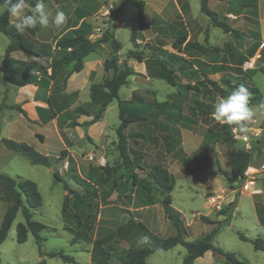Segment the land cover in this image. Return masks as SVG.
<instances>
[{"label": "rangeland", "instance_id": "1", "mask_svg": "<svg viewBox=\"0 0 264 264\" xmlns=\"http://www.w3.org/2000/svg\"><path fill=\"white\" fill-rule=\"evenodd\" d=\"M44 2L53 13L64 11L68 19L59 29L50 24L23 32L34 46L47 43L52 47L50 54L37 59L38 62L50 68L52 59L60 52L56 47L57 41L72 35L73 30L84 26L89 32V39L97 41L111 29L122 45L119 52L121 61L127 60L133 70L129 85L120 89L119 99L127 101V107L149 118L162 104L170 110L167 115H159L145 124H131L125 130L128 153L136 165L134 173L151 186L152 191L149 192L140 185H131V172L121 155L116 133L120 126L119 101L114 100L100 121L90 125L105 98L103 90L93 94L91 87L112 76V72L107 73L103 68L104 61L112 54L109 43L85 58L84 70L73 75L68 87L71 93L68 103L63 102V83L72 65L60 67L57 79L48 89L10 86L5 101L7 105L34 100L40 101L47 109L49 105L51 108L43 117L46 123L27 120L8 106L1 109V137L25 142L48 156L52 160L53 171L45 166L32 165L25 156L3 145L0 147V173L11 178L20 176L37 184L43 205L34 212L33 219L48 227L41 233L45 238L42 245L36 243L32 234L20 244L16 229L24 220L19 213L7 239L0 245V264H39L42 260L46 264H66L59 258H41L40 249L45 254L63 250L77 264H89L88 251L92 244L72 245L73 236L64 228L65 225L75 227L70 218L74 214L73 198L69 196L67 200L68 217L64 219L62 206L68 192L64 183L55 182V170L73 190L85 192L80 183L86 182L97 191V196L92 199L97 209L93 237L105 239L113 247L112 264H120V255L129 248L119 245L118 240L125 234L123 230L137 233L138 238L130 245L132 248L142 245L138 223H143L156 234L161 232L160 236L165 238L175 235L176 230L162 206L166 193L148 176L153 165L167 170L173 179L174 188L170 193L172 205L181 213L188 241L205 239L217 223L222 222L214 240L215 248L234 253L245 264H264V252L256 251L250 242L258 237L264 239V182L257 180L261 191L253 192L246 186V179L256 175L254 170L249 168L246 179L234 184L223 175L224 172L230 173L229 150L247 148L243 141L234 137L235 126L228 125L227 129L232 141L223 142V124L215 121L211 114L222 97L217 91H209L206 85L199 83L211 79L229 93L244 85L250 98L260 96L264 100V0H208L209 7L218 13L221 20L245 33V37L239 40L212 26L201 11V0H145V28L140 27L138 9L124 0ZM30 11L31 8L25 9L26 13ZM11 20L14 25L18 22L14 17ZM180 36L187 39L178 50L174 43ZM8 44V38L0 33V66ZM130 50L142 53L143 62L126 58ZM13 56L27 60L19 52ZM159 61L173 70L178 86H171L159 78ZM223 79H229L233 87L224 86ZM193 86L199 90L188 88ZM4 93L5 85L0 73V104ZM196 101L210 113H195L192 108ZM252 106L256 115L247 122L248 131H237L252 138L253 133H260L257 139H261L264 134V119L261 120L264 108ZM79 107L90 116L78 113L76 110ZM214 134L220 137L219 141L209 139ZM132 151L138 152L141 160L135 159ZM63 152L65 157H62ZM102 157L105 159L103 164L100 163ZM254 164L264 165V157L261 155ZM104 167L111 170L109 177L104 174ZM100 177L105 178L107 184L104 185ZM234 187L236 191L231 194ZM213 197H219L214 205L211 204ZM231 204L234 205L230 211L231 218L226 223L222 211ZM5 207L6 203L0 201V218L4 216ZM201 217L214 224L203 222ZM240 234L249 241H242ZM186 253L184 247L176 246L152 254L148 262L183 264ZM224 262V257L209 251L195 264Z\"/></svg>", "mask_w": 264, "mask_h": 264}, {"label": "trees", "instance_id": "2", "mask_svg": "<svg viewBox=\"0 0 264 264\" xmlns=\"http://www.w3.org/2000/svg\"><path fill=\"white\" fill-rule=\"evenodd\" d=\"M124 1L132 4L138 9L140 27L145 28V0ZM2 3L3 0H0V4ZM27 3L32 6L35 5L33 0H27ZM184 6H186V3H184ZM201 11L208 17L213 27L220 28L225 34H230L236 40L245 37V33L234 29L226 21L221 20L218 13L209 7L208 0H201ZM11 18L12 17L6 12L0 14V33L6 36L9 40V44L2 59V67L0 68V71L3 74V83L6 89L10 86L22 88L28 85L48 89L57 79L58 69L60 67H68L72 65V68L66 75L63 83V102L68 103L70 98V94L67 93L68 79L74 74L80 73L84 69V59L90 54L95 53L105 43H109L111 45V58L104 61L103 68L107 73L112 72V76L110 78H106L102 84H93L91 87L93 94L103 90L105 92V98L101 102L100 109L94 114L92 120L90 121V125H94L100 121L102 114L114 100L117 99L119 101L118 107L120 126L116 130V133L119 137V146L122 158L131 172V185H140L147 191L151 192V186L140 180L138 175L134 173L136 165L132 162L131 156L128 153L129 149L126 141L125 130L131 124H145L157 119L159 115H167L170 108H166V105L162 104V107L149 118L127 107V101L119 99L120 89L129 85L130 77L133 75V70L129 66L127 60L121 61L119 52L122 49V45L115 38L113 31L108 29L100 39L97 41H91L89 39V32L84 26L73 30L72 35L64 36L57 41L56 47L60 50V52L52 59V66L48 68L38 62L37 59L45 58L49 55L52 47L47 43L40 44L38 47L34 46L27 40L23 33H18L16 31ZM186 39V36L178 37L174 43L175 48L181 50V45L186 41ZM16 52L22 53L27 60L15 58L13 54ZM126 58L143 62L142 53L135 50L128 51ZM158 64L160 67L158 72L159 78L166 81L171 86H178L179 83L173 70L170 69L164 62L159 61ZM49 69L51 70L50 74ZM222 82L227 88L233 87L229 79H223ZM199 83L203 86L206 85L209 88V91H217L221 97H226L229 94L226 89L220 87L216 81L211 79H204V81H200ZM188 88L191 90H199L196 86ZM6 99L7 94H5V97L0 105V109L7 107L5 103ZM250 103L252 105H261L264 104V100L260 96L252 97L250 98ZM8 108L18 111L27 120H29L27 112L21 107V105H11ZM50 108L51 107L49 105V109L44 110L48 111ZM192 110L195 113L198 111L201 114H208L209 112L206 111L198 101L195 102V106H193ZM76 111L81 115L90 116L81 107L77 108ZM72 125L78 126L77 123H72ZM221 128L225 130L223 133V142L232 141V136L228 131L229 126L227 124H223ZM39 138L41 140L43 139L42 136H39ZM209 139L212 141H219L220 137L214 134L211 135ZM1 145H4L6 148L15 153L27 157L33 165H41L47 168L53 167L52 160L48 156L41 154L25 142L2 138L0 134V146ZM263 147L264 138L262 137L261 139L252 140L251 150H229L228 157L230 173H223L227 181L231 184L244 181L246 179L247 170L253 165L254 161L263 154ZM132 155L135 159L141 160V156L138 152L132 151ZM62 157H65V152L62 153ZM103 171L107 177L111 175V170L108 167H104ZM53 175L55 182L64 183L65 191L68 192L62 206V216L64 219H67L68 217L67 200H69V196L73 198L72 206L74 208V214L70 218H72L75 227L71 228L67 225L64 227L65 230L73 236L71 244L75 245L81 242L92 244V248L90 250L91 261L95 264H112L113 253L115 251L113 247L110 246V243L105 239L93 237L95 230L94 224L97 220V209L93 205L92 199L97 196V191L89 185L90 183L85 182L80 183L85 192H77L73 190L64 179H62L56 170L53 172ZM148 176L166 193L162 201V206L166 216L174 226L176 233L175 235L165 238L152 232L143 223H138L141 236H147L149 240L147 243H144V246L142 247H134L124 251L119 257L120 264H148L147 258L152 254L159 251H168L176 246H182L187 251L185 257L183 258V264H195L197 259L202 258L209 251L224 257V264H245V262L237 259L234 253L225 252L220 248H215L214 240L221 229L222 222H218V225L214 227L205 239L188 241V231L183 225L181 213L172 205V197L170 193L173 191L174 183L171 175L167 170L162 169L157 165H153L148 172ZM99 179L104 185L107 184L105 178L100 177ZM0 200L7 204L3 221L0 226V245L7 239L8 233L19 213L22 215L24 222L17 225V242L20 244L25 243L28 239V235L32 234L36 243L39 246L42 245L45 238L41 235V233L48 227L33 219L34 212L39 210L43 205V198L37 184L31 180L14 179L6 174L0 173ZM233 206L234 205L231 204L222 211V215H225L224 222L226 223L229 222L231 218L230 211L233 209ZM256 211L259 221L262 223V218L259 215L257 206ZM201 220L203 222H207L208 224H214L206 217H201ZM239 237L242 241H249V239L242 234H240ZM250 242L253 244L256 251L264 252L263 238L258 237L254 240H250ZM44 256L59 258L66 264H77L75 259L65 254L63 250L45 254L40 249V257L42 258ZM39 264H46V262L45 260H42Z\"/></svg>", "mask_w": 264, "mask_h": 264}, {"label": "clouds", "instance_id": "3", "mask_svg": "<svg viewBox=\"0 0 264 264\" xmlns=\"http://www.w3.org/2000/svg\"><path fill=\"white\" fill-rule=\"evenodd\" d=\"M26 8H31L30 13L25 12ZM0 12H6L9 16L18 19L15 24L18 33L37 27H48L50 24L59 29L68 19L62 10L53 13L44 0H37L34 6L28 4L27 0H3L0 4ZM259 107L264 108V104ZM212 115L215 121L235 126L241 133H246L248 131L247 122L255 117L256 110L250 105L249 91L244 85H240L231 90L226 97L219 99ZM148 240L147 236L139 238L141 244L147 243Z\"/></svg>", "mask_w": 264, "mask_h": 264}, {"label": "crops", "instance_id": "4", "mask_svg": "<svg viewBox=\"0 0 264 264\" xmlns=\"http://www.w3.org/2000/svg\"><path fill=\"white\" fill-rule=\"evenodd\" d=\"M1 14V13H0ZM16 53H18V52H16ZM20 53V52H19ZM2 67V65L0 66V68ZM84 70V69H83ZM0 73L2 74V72L0 71ZM2 77H3V74H2ZM72 78H73V76H71L69 79H68V82H67V93L68 94H70L71 95V93L69 92V90H68V87H69V83H70V81L72 80ZM28 87L29 88H36V89H38V90H45L44 88H40V87H37V86H33V85H28ZM9 91L8 89H6V87H5V93H4V97H5V94H7V91ZM8 96V95H7ZM4 97H3V99H4ZM6 101V100H5ZM21 102V101H20ZM20 102H18V103H13L12 105H21V107L27 112V114H28V117H29V119L30 120H32V121H34V122H40V123H46L45 122V120L43 119V117H44V115H46V111L44 110V109H47V107H44L42 104H41V102L40 101H34L33 100V102H31V103H26V102H24V103H21L20 104ZM2 103V102H1ZM32 103H34L35 105H32ZM1 105V104H0ZM7 105V104H6ZM8 107L9 106H11V105H7ZM7 107V108H8ZM6 108V107H5ZM10 109V108H9ZM43 109V110H42ZM1 110V109H0ZM13 110V109H12ZM21 114V113H20ZM264 119V115H263V117L261 118V120H263ZM256 121V120H255ZM250 129H252V128H250ZM258 130H260V129H258ZM1 134V133H0ZM263 136V138H264V134L262 135ZM2 146V145H1ZM0 146V147H1ZM4 146V145H3ZM262 152H263V154H262V156L264 157V147H263V149H262ZM27 158V157H26ZM28 159V158H27ZM29 160V159H28ZM29 162H30V160H29ZM31 163V162H30ZM32 164V163H31ZM33 165V164H32ZM38 166H41V165H38ZM250 169H252V170H254L255 172H256V175L255 176H251V179H246V183H247V181H252V182H254V184H255V186H254V190L255 191H261L260 189H261V186H259V185H257L258 184V181L257 180H260L262 183L264 182V165H262V164H254L253 163V165L250 167ZM14 179H24V178H22V177H17V178H14ZM24 180H27V179H24ZM235 191H236V188L234 187V189L232 190V192H231V194L232 193H235ZM251 195V194H250ZM253 196V195H252ZM254 197V196H253ZM1 201V200H0ZM255 207H256V205H255ZM6 208H7V204H6V207L4 208V211H6ZM4 214H5V212H4ZM3 217L4 216H2V218H0V226H1V224H2V221H3ZM124 231V237L122 238V239H120V240H118L119 241V245H124V246H128L129 248L128 249H130V248H132L130 245L131 244H133L134 243V241H135V239H137L138 238V236H137V233H133L131 230H129V229H126V230H123ZM159 235H161V232H157ZM141 235V234H140ZM142 237V236H141ZM81 243H83V242H81ZM81 243H78V244H81ZM142 246H144V244H142L141 246H138V247H142ZM134 248V247H133ZM207 253H209V252H207ZM206 253V254H207ZM88 254H89V258H90V261H89V264H95V263H93L92 261H91V255H90V250L88 251ZM150 257V256H149ZM149 257L147 258V263L149 264V262H148V259H149ZM185 257V256H184ZM200 259V258H199ZM197 261V260H196ZM196 261H195V263H196Z\"/></svg>", "mask_w": 264, "mask_h": 264}, {"label": "built area", "instance_id": "5", "mask_svg": "<svg viewBox=\"0 0 264 264\" xmlns=\"http://www.w3.org/2000/svg\"><path fill=\"white\" fill-rule=\"evenodd\" d=\"M111 8H112V6H111ZM233 134H234L235 138H237V139H239V140H241V141H243L245 143V146H246L247 150H251V148H252V140L253 139H257V137L259 136L260 133H253L252 136H254V137L252 138L250 135H247V134H239L237 129H235L233 131ZM100 163L101 164L105 163L104 157H102L100 159ZM246 174H247V172H246ZM246 186L248 188H250L251 191L255 192V190H254V186H255L254 182L247 181ZM217 199H219V197L218 198H215V197L211 198V204L214 205L216 203Z\"/></svg>", "mask_w": 264, "mask_h": 264}, {"label": "water", "instance_id": "6", "mask_svg": "<svg viewBox=\"0 0 264 264\" xmlns=\"http://www.w3.org/2000/svg\"><path fill=\"white\" fill-rule=\"evenodd\" d=\"M51 171H53V169L51 168Z\"/></svg>", "mask_w": 264, "mask_h": 264}]
</instances>
